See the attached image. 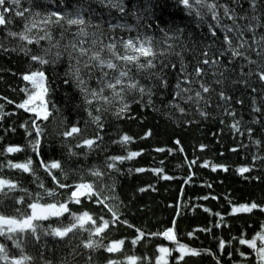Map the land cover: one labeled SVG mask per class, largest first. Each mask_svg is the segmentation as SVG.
<instances>
[{"label":"trees","instance_id":"obj_1","mask_svg":"<svg viewBox=\"0 0 264 264\" xmlns=\"http://www.w3.org/2000/svg\"><path fill=\"white\" fill-rule=\"evenodd\" d=\"M44 2L47 3V0ZM125 2L130 9L140 10L143 19L138 22L131 15L121 18L115 11L109 14V10L101 6L97 0H65L64 8H58L55 4L47 6L53 10L72 11L77 4H83L85 7L91 5L90 12H86L85 16L90 17L93 23H102L106 36L127 38L139 32L153 37L157 48L164 47V33L161 29L177 35L180 34L176 30L183 29L177 44L184 48L183 58L190 72L197 61L203 58L200 52L206 46L213 45L212 52L224 47L223 32L217 29L216 37L209 34L208 24L214 21L209 17L206 23H199L194 15L188 14L179 0H125ZM220 2L232 6L231 0ZM241 4L243 8L238 7L237 10L241 13L247 12L246 0H241ZM109 20L112 23L119 20L121 23L132 25L136 31L118 29L115 33H109ZM11 27L13 31L22 28L19 18ZM59 31L56 29L54 32L57 38ZM261 33H264V29L257 30L258 35ZM246 38L250 39L251 33H247ZM0 43L8 49L7 51L0 49V105H3L2 111L5 113L0 119V165H3L0 168V176L18 182L22 188L32 193L43 191L38 188V184L43 182L46 188L55 189L57 196L45 197L42 202L64 201L72 189L58 188L51 176L39 166L36 153L28 147L29 140L36 138L35 132L31 129L34 114L16 107L26 99L22 89L30 87L23 80V75L40 66L31 61L30 56L24 52L11 50L19 41L7 37L3 28H0ZM47 46V41H41L40 45L32 44L27 47L33 53H39L41 47ZM177 51H180V47H177ZM248 55L252 60L260 59L254 51H249ZM168 60L175 63L177 69L173 70L170 67L164 69L168 88L154 89L152 106L147 105L145 97V102L131 103L130 110L123 118H117L115 112L118 105H104L103 107H107L108 110L96 113L97 103H93L91 106L93 115L99 114L102 117V130L98 129L89 117L87 111L89 106L84 103L80 90L71 81L67 84L64 82L67 79L65 76L68 70L67 59H62L55 65L44 66L43 70L50 84V92L46 99L49 101L48 108L52 115L47 121H37L44 129L40 138V156L45 161L58 160L62 163L67 177L55 170L54 174L63 183L74 185L83 180L94 183L97 190L101 191L102 197H115L106 203L118 211L120 220H126L134 227L130 228L119 222L110 224L103 234V243L108 244L110 241L121 239L125 241L123 250L113 254L103 249L89 253L82 246L77 247L81 240L88 238L87 232H78L75 236L69 234L64 240L51 236L43 237L39 243L28 244L29 253L39 256L43 251L44 257L53 261V264H60V261L65 259L69 264H86L89 254L92 255L91 264H106L108 259L125 260L126 256L131 255L147 258L138 260L137 264H155V258L159 255L158 246L173 249L177 247V242L168 241L163 235H155L147 236L137 245H132L131 240L137 236L136 229H141L145 233L162 234L172 228L179 243L197 250H210L211 253L202 252L198 256H185L179 264H257L253 250L241 245L239 238L252 239L262 230L264 211L258 208L250 213H234L232 209L252 203L264 206V83L255 75L241 76L242 68L247 73L250 69L255 71L256 65H248L242 58L233 60L230 54L225 55L221 57L222 67L204 66L206 70L204 80L215 89V92L207 94L211 97L209 106L204 109L208 115L201 116L195 105L183 103L177 98L175 103H180L186 110L185 113H181L172 106L179 60L176 56H171L164 62L168 63ZM221 71L224 72L223 83L216 84L214 81L221 77L218 74L214 75V72ZM241 79H247L250 87L242 83H233ZM141 83L151 82L141 79ZM89 87H97L96 81H89ZM252 88H256L257 91L252 92ZM221 89L232 97L229 105H224L216 95ZM105 95L109 93L106 91ZM253 97L256 100L255 106L261 109L260 112L253 111ZM128 100L131 101L132 97L129 96ZM237 100H242L243 103H237ZM225 107L234 110L236 116L227 115ZM234 119L241 120L240 132L230 127ZM25 122H28L27 130L32 131V136H28L26 129L21 127ZM74 124L83 130L81 135L65 139L61 133ZM248 129L252 130L251 134ZM97 132L103 137L101 141H97L99 147L92 151L85 147H76L83 139L94 138ZM147 133L150 135H146ZM124 134L133 138L127 145L116 142ZM177 140L179 144L176 143ZM256 141H259V144ZM16 145L23 146L25 150L12 154L5 152L8 146ZM201 145L206 147L201 149ZM70 148L77 155H69ZM181 148L183 151H180ZM129 152L141 154L130 160L116 162L118 171L106 168L105 163L109 157L127 156ZM29 157L34 161L35 177L7 167L8 161L23 162ZM206 162L209 164L208 167L203 166ZM212 165H222L227 171L220 167L213 171ZM242 167H247L250 171L240 173L239 169ZM141 168L145 170L136 171ZM93 169H100L104 175L101 178L92 176L90 170ZM156 169L162 171L157 173ZM164 176L172 179H164ZM110 186H114V191H110ZM10 195L19 197L25 193L17 191ZM28 202L30 201L27 197L24 205H15L12 200L5 199L0 211L12 214L14 207L25 208ZM69 207L77 214L88 211L98 224L101 222L100 217L112 219V213L108 208L87 199L79 205L70 203ZM60 220L66 225L71 217L65 214ZM43 225L59 226L55 218L44 221ZM220 241L225 242L223 250L219 247ZM8 243L11 248V243ZM12 251L15 252V249ZM241 252L247 254V258L242 257ZM178 256L179 252L173 251L168 258L169 264H177Z\"/></svg>","mask_w":264,"mask_h":264},{"label":"snow or ice","instance_id":"obj_2","mask_svg":"<svg viewBox=\"0 0 264 264\" xmlns=\"http://www.w3.org/2000/svg\"><path fill=\"white\" fill-rule=\"evenodd\" d=\"M97 2L109 10L118 13L119 17L123 18L127 15L134 16L139 22L143 19V13L140 10H132L125 0H97ZM179 3L188 11L189 15H194L199 23H206L210 17L214 23L208 24L209 34L212 37L217 36V29L223 32L222 49L212 52L213 45H208L201 50L200 56L203 58L198 60L193 66L192 71L188 70V65L184 62L182 45H178L177 41L180 35L183 34V29H177L176 33L161 29L164 33V47L157 48L154 45L153 37L142 35L137 32L135 36L127 38L120 36H106L102 23H93L90 17L85 16L86 12H90L91 5L85 7L83 4H77L72 11H60L49 8L47 4H55L58 8L66 7L65 0H0V28L6 32V36L18 40L19 43L12 51H22L25 55H29L31 61L37 63L40 67L23 75V80L30 85L22 91L26 94V99L22 103L16 105L17 108L23 109L26 112L33 113L34 118L31 121V129L35 132V139L29 140L28 147L36 153L39 158V166L51 176L53 182L60 189L71 188L72 191L64 201L55 200L53 202H42L45 197H55L57 192L55 189L46 188L43 182L38 184V188L43 191L36 193L30 192L26 188H22L18 182L0 176V206L4 205L5 199H10L15 205H24L26 197L28 202L25 208L14 207L12 214H7L0 211V264H53V261L44 257L43 251L39 256L33 255L27 251V246L30 243H39L43 237L51 236L64 240L69 237V234L75 236L78 232H87L88 238L81 240L80 245L89 253L103 249L109 254L121 252L125 241H110L108 244L103 243V234L109 228L110 224L117 222L126 224L128 227H134L126 220H120L118 211L106 203L109 199H115L112 196H103L101 191H98L94 183L81 182L74 185L63 183L55 174L59 171L67 177L64 172L62 163L58 160L45 161L40 156L41 136L44 129L37 124L38 120L47 121L52 115L49 111V101L46 99L50 92V84L48 77L45 74L44 66L55 65L62 59H67L68 70L65 72V83L71 81L80 90L84 103L88 105V115L92 122L95 123L98 129H103L101 115H93L91 106L94 102L97 103L95 108L96 113L102 110L107 111L104 105H118L115 112L117 118L123 116L130 110L131 103L145 102L147 97V105L152 106V96L155 94L156 88H168L167 75L165 68L177 69V65L168 60V57L176 56L179 60V70L177 82L175 84V92L173 96L172 106L179 112L185 113V109L180 106V103H175L177 98L183 103H190L196 106L197 111L203 117L208 113L204 110L209 106L211 97L207 94L215 92L211 84L204 80L208 67H222L221 57L230 54L233 60L242 58L247 61L248 65H256V70H249L245 73L241 69V76L251 77L255 75L257 79L264 83V33L257 34L258 29H264V0H246L248 5L247 12L241 13L237 8H243L241 0H231L230 6L228 3H221L220 0H179ZM27 5V6H25ZM19 18L22 28L19 31H13L12 25ZM230 21L231 23H225ZM246 21V23H239ZM151 27V25H149ZM73 28L75 31H73ZM56 29H59V37L54 35ZM94 29V31H90ZM127 32L136 31L129 24L121 23L117 20L116 23L108 21L109 33H115L117 30ZM251 33V38H246V34ZM41 41H47V47H41L39 53H33L28 45H40ZM180 47V51H177ZM0 49L7 51L3 43H0ZM249 51H254L259 60H252L248 55ZM159 66V70L158 69ZM226 71V69H225ZM219 75L221 79H216L214 83L222 84L224 72H218L214 75ZM141 79L150 81L151 83L143 84ZM96 81L97 87H89V81ZM233 83H242L246 87H250L247 79L233 81ZM198 85V87H197ZM109 95H105V92ZM256 92V88L251 89ZM216 95L224 105H229L232 97L227 95L221 89ZM132 100L129 101L128 97ZM237 103H243L242 100H237ZM12 103V101H9ZM253 111L260 112V107H256V100L253 97ZM220 107V105H218ZM3 105H0V119L3 118ZM227 115L236 116V112L230 107H225ZM223 122V121H222ZM241 120L234 119L230 127L236 132H240ZM28 122H25L24 127L28 136H32V131L27 130ZM14 130V129H13ZM82 129L74 124L67 128L61 135L67 139L81 135ZM251 134V129L247 130ZM243 134V133H241ZM146 135H150L147 133ZM103 137L97 132L94 138H85L76 147H85L89 151L99 147L97 141H101ZM133 138L127 134L121 136L117 143L127 145ZM179 144V141H176ZM259 144V141H256ZM204 145H201L203 149ZM23 146H8L5 152L19 153L23 152ZM164 151V149H157ZM180 151H183L181 148ZM235 151V149H233ZM139 152H129L127 156H112L105 163L107 169L117 170L116 162H123L125 159H132L139 156ZM69 155H77L71 148ZM195 163V161H192ZM34 161L31 157L23 162H7V167L20 170L24 173H29L36 176V171L33 167ZM204 167H208L206 162ZM3 165H0L2 168ZM212 170L216 171L218 167L225 168L222 165H212ZM145 169H136L142 172ZM157 173L161 169L155 170ZM250 171L247 167L239 169L240 173ZM90 174L97 178H101L104 173L100 169L90 170ZM164 179H172V177L164 176ZM37 179H39L37 177ZM23 192L24 196H11L14 192ZM110 191H114V186H110ZM145 191V189H141ZM87 199L98 204H103L108 211L112 213V219L107 220L100 217V223L88 212L74 213L71 211L69 204H82ZM207 199V197H205ZM264 211V206L252 203L251 205H240L234 207L232 211L250 213L254 209ZM207 211V209H205ZM68 214L71 220L68 224H62L61 217ZM55 218L59 226L43 225L44 221ZM137 236L131 240L132 245H137L147 236L163 235L169 241H176L177 247L170 249L166 246H158L159 255L155 258V264H169L168 258L173 251L179 252L177 264L183 261L185 256H198L202 252L210 253V250H197L189 247L186 244L179 243L176 234L172 228L161 233H145L141 229H136ZM191 235V233L189 234ZM99 238V239H97ZM259 241V245L258 242ZM11 248H9V243ZM241 245H246L255 253L257 264H264V226L252 239L239 238ZM43 247V245H42ZM219 247L221 250L225 247V242L220 241ZM15 249V252L12 251ZM75 252V249L73 250ZM72 255V253H70ZM242 257L247 258V254L241 252ZM147 259L136 257L135 255L126 256L125 260L108 259L106 264H137L138 260ZM92 255L89 254L86 258V264H91ZM60 264H69L68 260L60 261Z\"/></svg>","mask_w":264,"mask_h":264},{"label":"rangeland","instance_id":"obj_3","mask_svg":"<svg viewBox=\"0 0 264 264\" xmlns=\"http://www.w3.org/2000/svg\"><path fill=\"white\" fill-rule=\"evenodd\" d=\"M239 207V206H238ZM258 244H259V241H258Z\"/></svg>","mask_w":264,"mask_h":264}]
</instances>
